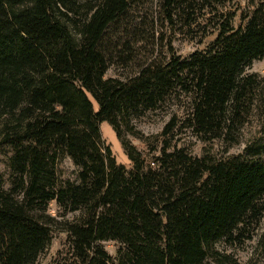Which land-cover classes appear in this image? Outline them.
<instances>
[{"label":"trees","instance_id":"obj_1","mask_svg":"<svg viewBox=\"0 0 264 264\" xmlns=\"http://www.w3.org/2000/svg\"><path fill=\"white\" fill-rule=\"evenodd\" d=\"M234 1L204 7L220 20L208 48L185 57L171 44L165 62L155 58L109 87L106 40L133 0H0V151L11 152L7 183L0 171V264H34L55 232L70 235L79 264H232L216 245L250 239L248 226L264 212V161L253 160L264 145L247 147L248 158L217 159L174 142L188 129L204 142L234 143L255 108L259 83L246 71L264 59V0H253L238 28L236 13L219 10ZM160 3L172 28L198 21L189 0ZM181 96L187 116H172L148 166L122 138L123 115ZM102 122L117 132L131 169L105 144ZM65 156L77 183L59 177ZM52 204L59 217L80 216L59 221ZM111 241L115 260L100 245Z\"/></svg>","mask_w":264,"mask_h":264},{"label":"rangeland","instance_id":"obj_2","mask_svg":"<svg viewBox=\"0 0 264 264\" xmlns=\"http://www.w3.org/2000/svg\"><path fill=\"white\" fill-rule=\"evenodd\" d=\"M210 0H189L191 11L198 21L191 27L185 25L184 19L175 22L172 28L165 21V15L161 11L160 0H133L128 15L124 18L119 27H115L107 38L106 46L112 54L113 64L107 71L105 82L112 87L124 82L127 78L133 77L136 71L142 66L151 63L155 58L165 62L168 58L167 49L172 44L177 55L190 56L197 50H205L213 43L218 35L216 19L212 11L204 10ZM253 9V0H237L226 3L219 7L223 11H232L237 14L233 25L238 28L243 25L242 16L250 13ZM109 39V40H108ZM247 75H256L259 83L255 94L256 105L252 115L242 121L239 126L237 141L224 143L220 140L204 142L194 137L188 129L176 137L175 144L179 148L185 147L193 156L209 154L217 159L227 157L244 156L247 147L259 148L264 145L263 119H264V59L254 61L247 68ZM111 82V83H110ZM94 102L95 110L99 112L98 103ZM189 100L184 97L171 99L161 105L157 110L145 112L144 114L125 113L121 120L122 138L129 145L134 146L140 152L143 160L148 166L153 167L155 157L160 156L161 134L164 127L176 115L180 121L187 116ZM100 131L107 146L112 148L113 154L120 166L127 169L132 168V162L121 145L117 132L114 131L109 122H102ZM156 148V150H152ZM247 154V155H246ZM11 155L10 149L3 148L0 151V171L8 182L9 168L7 160ZM251 158V157H250ZM253 160L264 161V154L256 156ZM78 168L67 156L61 158L58 174L62 180L78 182ZM9 187V184L7 185ZM55 204L51 205L50 214L57 217L59 221H76L80 214L69 213L65 218L59 217L62 214ZM251 238H245L243 242L228 246L225 243H218V251L227 256L232 264H264V212L258 223L248 226ZM113 259H116L118 243L102 242L100 244ZM34 264H79L74 250V244L67 233L55 232L53 239L40 253Z\"/></svg>","mask_w":264,"mask_h":264}]
</instances>
